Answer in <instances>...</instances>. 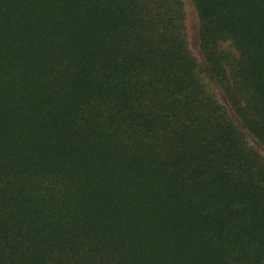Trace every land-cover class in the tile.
<instances>
[{
	"label": "trees",
	"instance_id": "1",
	"mask_svg": "<svg viewBox=\"0 0 264 264\" xmlns=\"http://www.w3.org/2000/svg\"><path fill=\"white\" fill-rule=\"evenodd\" d=\"M188 1L204 69L179 0H0V264H264V0Z\"/></svg>",
	"mask_w": 264,
	"mask_h": 264
},
{
	"label": "rangeland",
	"instance_id": "2",
	"mask_svg": "<svg viewBox=\"0 0 264 264\" xmlns=\"http://www.w3.org/2000/svg\"><path fill=\"white\" fill-rule=\"evenodd\" d=\"M181 3V11H182V18H183V24H182V31L183 35L185 37V41L187 43L188 50L192 54V56L197 61L200 68L204 69L202 59L199 53L198 48V19L197 14L191 5V3L188 0H179ZM220 52L224 53L228 57H230L233 61L237 60L238 55L230 42H222L220 44ZM202 77L201 80L204 83V87L208 88L209 93L216 94L217 99H221V92L211 83L207 80L205 77V74L201 72ZM247 141L251 147L254 149H257L259 152H261L264 155V150L259 147V145L250 138H247Z\"/></svg>",
	"mask_w": 264,
	"mask_h": 264
}]
</instances>
